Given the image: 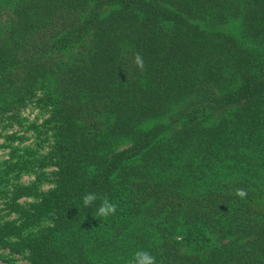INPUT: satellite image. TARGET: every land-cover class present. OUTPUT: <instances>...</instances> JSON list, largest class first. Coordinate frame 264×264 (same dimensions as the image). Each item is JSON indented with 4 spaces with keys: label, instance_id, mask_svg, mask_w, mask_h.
I'll use <instances>...</instances> for the list:
<instances>
[{
    "label": "trees",
    "instance_id": "obj_1",
    "mask_svg": "<svg viewBox=\"0 0 264 264\" xmlns=\"http://www.w3.org/2000/svg\"><path fill=\"white\" fill-rule=\"evenodd\" d=\"M33 97L54 185L14 188L0 245L27 264H264V0H0V119Z\"/></svg>",
    "mask_w": 264,
    "mask_h": 264
},
{
    "label": "rangeland",
    "instance_id": "obj_2",
    "mask_svg": "<svg viewBox=\"0 0 264 264\" xmlns=\"http://www.w3.org/2000/svg\"><path fill=\"white\" fill-rule=\"evenodd\" d=\"M223 29L233 30V24L223 26ZM47 116L48 112L40 107L37 97H33L19 109L16 118L9 113L0 119V226L8 222L19 223L17 215L6 207L14 196V188L34 183L39 193L54 185L55 166L51 163L41 166L37 162L49 152L53 140L50 131L43 128ZM28 161L32 165L22 168L20 162ZM35 200V196H20L15 202L27 206ZM255 202L264 211V195ZM27 263L25 251L15 253L0 245V264Z\"/></svg>",
    "mask_w": 264,
    "mask_h": 264
},
{
    "label": "clouds",
    "instance_id": "obj_3",
    "mask_svg": "<svg viewBox=\"0 0 264 264\" xmlns=\"http://www.w3.org/2000/svg\"><path fill=\"white\" fill-rule=\"evenodd\" d=\"M132 63L140 71L144 70V60L142 55L137 52L132 58ZM238 196L243 197L246 193L243 190H239L236 193ZM98 199L96 193H87L83 197V206L85 208L90 207ZM117 205L112 203L106 197L101 200V203L97 209L96 216L100 218H107L111 215H115ZM129 264H156V258L150 252L145 250H138L134 253Z\"/></svg>",
    "mask_w": 264,
    "mask_h": 264
}]
</instances>
